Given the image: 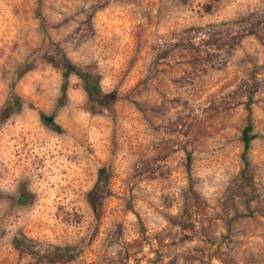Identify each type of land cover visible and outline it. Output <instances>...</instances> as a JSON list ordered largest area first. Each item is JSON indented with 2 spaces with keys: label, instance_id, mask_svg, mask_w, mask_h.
<instances>
[{
  "label": "rangeland",
  "instance_id": "1",
  "mask_svg": "<svg viewBox=\"0 0 264 264\" xmlns=\"http://www.w3.org/2000/svg\"><path fill=\"white\" fill-rule=\"evenodd\" d=\"M0 264H264V0H0Z\"/></svg>",
  "mask_w": 264,
  "mask_h": 264
},
{
  "label": "trees",
  "instance_id": "2",
  "mask_svg": "<svg viewBox=\"0 0 264 264\" xmlns=\"http://www.w3.org/2000/svg\"><path fill=\"white\" fill-rule=\"evenodd\" d=\"M62 64L66 68L65 72H62L63 78L67 76V72H72L78 79H80L83 83L82 88L86 93V98L89 103L102 105L105 102V99L100 92V87L97 82H89V79L86 74L81 72V69L75 65H73L65 56L61 58ZM246 111V119L245 126L241 131V142L243 147V153L247 150L249 146V142L254 138L253 135L249 134L251 131V120H250V112L245 106ZM40 120L52 125V128L57 129V126L52 123L51 117H45L43 114H39ZM242 153V154H243ZM245 164V161H244ZM18 203H23L24 199L20 196L17 200Z\"/></svg>",
  "mask_w": 264,
  "mask_h": 264
}]
</instances>
